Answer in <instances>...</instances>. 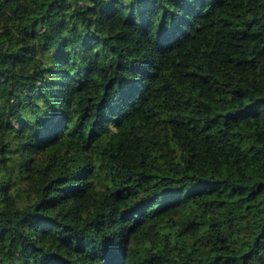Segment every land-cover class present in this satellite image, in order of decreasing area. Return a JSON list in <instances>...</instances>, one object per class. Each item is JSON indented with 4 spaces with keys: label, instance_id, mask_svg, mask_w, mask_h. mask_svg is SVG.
<instances>
[{
    "label": "trees",
    "instance_id": "16d2710c",
    "mask_svg": "<svg viewBox=\"0 0 264 264\" xmlns=\"http://www.w3.org/2000/svg\"><path fill=\"white\" fill-rule=\"evenodd\" d=\"M0 264H264V0H0Z\"/></svg>",
    "mask_w": 264,
    "mask_h": 264
}]
</instances>
